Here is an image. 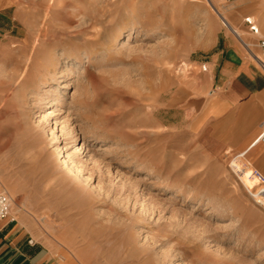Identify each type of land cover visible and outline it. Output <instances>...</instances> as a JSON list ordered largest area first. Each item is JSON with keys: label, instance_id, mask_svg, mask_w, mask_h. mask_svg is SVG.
<instances>
[{"label": "rangeland", "instance_id": "374dc122", "mask_svg": "<svg viewBox=\"0 0 264 264\" xmlns=\"http://www.w3.org/2000/svg\"><path fill=\"white\" fill-rule=\"evenodd\" d=\"M17 9L0 26V191L57 261L264 264V211L209 84L229 40L262 58L264 0Z\"/></svg>", "mask_w": 264, "mask_h": 264}, {"label": "crops", "instance_id": "0c3cea01", "mask_svg": "<svg viewBox=\"0 0 264 264\" xmlns=\"http://www.w3.org/2000/svg\"><path fill=\"white\" fill-rule=\"evenodd\" d=\"M21 2L0 0V26H10ZM209 80L224 122L227 118L233 125L227 147L240 150L238 153L245 151L246 159L264 173V142L252 145L264 119L263 68L232 39L224 43L219 60L209 71ZM0 264L60 263L49 246L34 234L30 218L25 213L12 211L0 222Z\"/></svg>", "mask_w": 264, "mask_h": 264}, {"label": "built area", "instance_id": "2783aa9c", "mask_svg": "<svg viewBox=\"0 0 264 264\" xmlns=\"http://www.w3.org/2000/svg\"><path fill=\"white\" fill-rule=\"evenodd\" d=\"M229 2H234L236 0H226ZM246 21L251 25L250 29L254 31V33H258V28L253 25L252 21L247 18ZM259 46L261 48V55L264 58V39L259 41ZM260 64L264 67V60L260 57H256ZM259 142H264V119L260 123V133L257 138L252 142V145H255ZM237 158L246 159V152L236 153L234 155V160ZM241 173V177H244L247 180L253 181V186L248 188L249 193L251 194L254 202L260 206L264 211V173L252 165V163L248 160L243 161V166L241 168H237ZM11 199L4 192L0 191V222L10 215V205ZM31 242V241H30Z\"/></svg>", "mask_w": 264, "mask_h": 264}, {"label": "bare ground", "instance_id": "6f19581e", "mask_svg": "<svg viewBox=\"0 0 264 264\" xmlns=\"http://www.w3.org/2000/svg\"><path fill=\"white\" fill-rule=\"evenodd\" d=\"M251 19V18H250ZM232 27V26H231ZM232 30L234 31V33L235 34H237V31H236V29H234L233 27H232ZM237 36H239V34H237ZM245 43V42H244ZM246 44V43H245ZM256 61H258L257 59H256ZM259 62V61H258ZM260 63V62H259ZM45 113H43V115H42V118L44 117H47V115H48V113L46 112V111H44ZM56 114V113H55ZM85 149L86 147L84 146V145H82V147H81V149ZM60 149H62V147H59V150ZM240 163V162H239ZM233 165V164H232ZM238 165V164H237ZM236 166V165H235ZM234 167V166H233ZM237 168V167H236ZM238 168H240V167H238ZM240 173V172H239ZM241 174V173H240Z\"/></svg>", "mask_w": 264, "mask_h": 264}]
</instances>
